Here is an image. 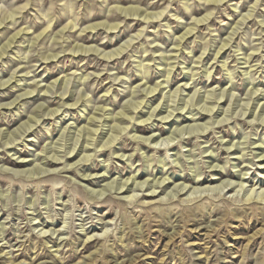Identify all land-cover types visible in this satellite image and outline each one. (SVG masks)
I'll use <instances>...</instances> for the list:
<instances>
[{
  "label": "rangeland",
  "instance_id": "374dc122",
  "mask_svg": "<svg viewBox=\"0 0 264 264\" xmlns=\"http://www.w3.org/2000/svg\"><path fill=\"white\" fill-rule=\"evenodd\" d=\"M0 23V142L37 120L0 147V264H264V204L241 200L252 182L235 195L171 192L213 164L233 186L247 168V181L264 176L251 165L264 147V0H0ZM112 125L125 129L86 162L51 164L55 151L75 155L85 129L101 140ZM133 178L164 179L161 203L97 195Z\"/></svg>",
  "mask_w": 264,
  "mask_h": 264
},
{
  "label": "bare ground",
  "instance_id": "6f19581e",
  "mask_svg": "<svg viewBox=\"0 0 264 264\" xmlns=\"http://www.w3.org/2000/svg\"><path fill=\"white\" fill-rule=\"evenodd\" d=\"M138 10V11H137ZM124 11H125V14L124 15H129V16H137V15H139V9H136V8H128V9H124ZM122 14V13H121ZM157 15V14H156ZM206 17V16H205ZM146 19V18H145ZM203 19L204 18H202V20H194V25L195 26H197L198 24H200V23H202L203 22ZM144 20V19H143ZM3 22V21H2ZM0 25H1V23H0ZM71 26V28H73L74 26L73 25H70ZM99 26H101V24H94V25H91L90 27H88L89 28V30L90 29H95L96 27H99ZM109 27V26H108ZM114 27H116V26H110L109 27V29H114ZM191 28V27H190ZM43 33V32H42ZM191 33V29H189V30H187V31H185V33L183 34V35H181L178 39H183L186 35H189ZM17 35H19V32H17V33H15L13 36H12V38L11 39H15L16 38V36ZM8 45V44H7ZM2 48V47H1ZM121 48H118V50H115V51H117V52H114V54L116 53V54H119V53H121V50H120ZM111 55H113V54H111ZM249 58H250V56L248 57V59L247 60H249ZM246 60V61H247ZM160 84H158L157 86H155V87H152V88H149V89H147L148 91H147V93H145L144 94V96H147L148 94L150 95V94H152V93H154L155 91H156V87H158ZM1 86H3V84H0V87ZM47 88V87H46ZM29 95V94H31L30 92L28 93V92H26L25 93V95ZM202 100V99H201ZM202 102H204V101H202ZM206 103V102H205ZM133 104V103H132ZM141 104V102H139V103H137V105L139 106ZM134 106H136V103H135V105ZM137 106V107H138ZM203 107V106H202ZM205 107V106H204ZM157 108V107H156ZM152 109V111L151 112H149V113H147L148 115H147V118H145V119H143V120H141V121H139L140 122V125H146L147 124V121L148 120H150V118L151 117H153V114L155 113V111L157 110V109ZM262 109V108H261ZM132 110V107H126L125 108V111H127V113H129L130 111ZM211 110V109H210ZM263 110H264V107H263ZM129 111V112H128ZM160 111V110H159ZM204 111V110H203ZM202 111V112H203ZM253 111V110H252ZM38 112H39V110H37L36 111V115L38 114ZM262 112V111H261ZM48 113L49 114H54L55 113V110H49L48 111ZM263 114H264V111H263ZM119 116H117L114 120H117L118 122H127V120L129 119V117H127L126 116V114L125 113H120V114H118ZM39 115H37V117H38ZM251 116H252V114H251ZM261 116V115H260ZM36 117V116H35ZM35 117H29L28 118V120L27 121H25L24 123H22L21 125H20V127H18L17 128V130L16 131H14V132H12V134H7L6 133V135H3V139H4V141L2 142H0V147L1 146H6V145H8V144H11V143H13L15 140H14V137H16V135L18 136V134H22L23 132H26L27 130H29L30 128H31V125H30V121L31 122H36L37 120H36V118ZM193 117V116H192ZM201 117V116H200ZM164 118V117H163ZM166 118V117H165ZM253 118H254V120H256L255 118V115L253 116ZM258 120H261V122H260V124L259 125H261L262 124V126H263V123H264V115H262V117H257V121ZM95 118H91V119H89L88 120V123H90V124H94L95 122ZM193 121V120H192ZM220 121V120H219ZM226 121V120H225ZM253 121V120H252ZM251 120L249 121L250 123L252 122ZM138 122V123H139ZM194 122H195V120H194ZM214 122V121H213ZM254 122V121H253ZM256 122V121H255ZM130 123V122H129ZM220 123V122H219ZM208 124H211L209 121L208 122H206V123H204L203 125L202 124H193V125H190V126H187L186 125V128H189L187 131L189 132V135L190 134H192V133H194V132H197L198 133V131L200 130V129H206V125H208ZM116 125V124H115ZM117 126V125H116ZM222 127V126H221ZM186 128H184V127H181V128H177V129H174L172 132H170V134H169V136H167L166 137V139L167 140H169V141H171V140H173V139H175V137H178V136H180V135H182V133L184 132V133H187V131H185L186 130ZM208 128V127H207ZM124 129H125V127H119V129L117 128L116 129V127L115 128H113V125H112V127H110L109 128V131L111 132V134H108V133H106V134H108L109 136L108 137H106L105 138V136L106 135H104V137L101 139V140H98V139H93V138H91V136L92 135H94V134H96L95 132H96V130H91V129H89V128H87V129H85L86 131H87V133H88V135L86 136L87 138H84L83 137V140L82 141H84L83 142V145H81L80 146V148H79V150H77V152L75 153V155L73 156V157H71V158H66V156H70V153L72 154L73 153V151L74 150H71V152L70 151H67V153H64V155L62 156V158H59V157H57L58 156V152H54L51 156V159H50V161H51V164L53 163V165H58V164H61V163H57L58 161H60L61 159H74L75 158V156L76 157H79V160L77 161V162H86L87 161V159H89L90 158V155L89 154H86V152H88L89 150H91V151H94V152H96L97 150H100V149H102V148H104V147H108V146H110L116 139H117V136L120 134V133H122V131H124ZM137 130H139V131H142L143 130V128H140V127H138L137 126V128H136ZM185 129V130H184ZM209 129V128H208ZM184 130V131H183ZM207 130V129H206ZM85 131V132H86ZM200 132H201V130H200ZM112 133H114V134H116V135H112ZM183 133V134H184ZM196 133V134H197ZM203 133H204V131H203ZM201 134H202V132H201ZM198 135V134H197ZM196 136V135H195ZM194 136V137H195ZM1 138V139H2ZM98 138V137H97ZM100 138V137H99ZM131 138H132V140L133 141H135V142H138V143H140V142H142V143H144L145 142V145L147 144V142H148V140L150 139V138H145V139H139V137L137 138V137H135L134 135L133 136H131ZM154 139V138H153ZM158 139V138H157ZM151 140V139H150ZM157 141H159V140H157ZM189 141V140H188ZM150 142V141H149ZM153 143V142H152ZM159 143V142H158ZM82 144V143H81ZM155 144V143H154ZM76 145V144H75ZM74 145V146H75ZM255 145V144H254ZM89 146H93V147H89ZM154 147V146H153ZM174 147V146H173ZM255 147V146H254ZM147 148H150L149 147V145L147 144ZM229 148V147H228ZM74 149V148H73ZM150 149H153V150H155L156 148H150ZM229 149H231V148H229ZM228 149V150H229ZM236 150V149H235ZM256 150H260V152L255 156V157H257L258 158V160H257V163H258V165L256 166L255 165V163L254 164H251V165H253V166H255V170H259V171H261V172H264V147H262L261 146V144H256ZM238 149H237V153H236V151H235V153H233L232 155L233 156H236L237 154H238ZM227 152V151H226ZM240 152V151H239ZM256 158V159H257ZM233 159H236V160H239V159H241V156H236V157H234ZM76 162V163H77ZM10 163V162H9ZM19 164V163H18ZM66 166H68V165H66ZM66 166H65V168H66ZM72 166V165H71ZM70 166V167H71ZM164 165H163V163H162V167H163ZM208 168H210L211 170H210V173H212V175L211 176H205V177H201L200 175H197V176H195L193 179H191V180H189V182L193 185V186H191L190 188L189 187H187L186 185H184V184H174V186L172 187V190H171V192L173 193V192H177V193H180V192H182V191H185L184 192V194H186V193H189L190 192V194H191V196H192V194H196L197 192L199 193H201V192H211L212 194H214V195H216V194H218V196H219V193L221 192V191H223V189H226V188H228L229 187V189H227L228 191L227 192H234V195H235V193H239L240 191H244L243 190V187H244V182H252V184H251V188L249 189V190H247L246 192H245V194L244 195H242L243 196V199H241V200H243L245 203H255V204H264V176H259V180L257 181V182H255V183H253L254 181H251V180H249V181H247V179L246 178H244L245 177V175L247 174L246 172L250 169V168H247V169H245V171H240V172H242L243 174H242V176H241V181H240V183H238L237 185H235V186H233V183H231V182H229V181H225V180H221L222 179V177H224V176H230V175H232V174H229V172L228 171H226L225 169H223V170H221V168L220 169H218V167L217 166H214V164L213 165H211V167H208ZM32 169H36V168H33L32 167ZM86 169V168H85ZM244 170V169H243ZM17 171V170H16ZM37 171V170H36ZM24 173V175H28V176H33L34 174H33V171L31 170V168L30 169H27V171H26V169H24V170H20L19 172H16V174H23ZM15 174V173H14ZM239 175V174H238ZM239 176V177H240ZM129 179V178H128ZM128 179H125L124 180V182H122V181H120L119 182V184L117 183H115L114 184V182L112 181V182H107L105 185H103V187L100 189V190H98L97 191V195H99V196H101V195H103V194H105L106 192H109L110 190H112V189H115V191H116V193L117 194H128L127 196H126V199L127 198H129V202H131L130 200L132 199V201L134 202V200L133 199H135L136 198V195L133 193L132 194V192H134V191H138V192H145V196L146 197H149V198H151V199H155V198H159L160 197V194H161V191L160 192H156V190L155 189H157V188H160V186L161 185H163L164 184V182H165V180L164 179H162V180H160V179H155V178H153L152 180H150V181H148V179H146L145 181H143V182H136L135 181V179L133 178V181L131 182V184H128V181L130 180V179H132V178H130L129 180ZM88 181V180H87ZM165 185V184H164ZM172 185V184H171ZM257 185H259V188H258V191L256 192V190H255V187L257 186ZM130 186V187H129ZM186 187L188 188V189H186ZM246 187V186H245ZM161 189V188H160ZM163 190V189H162ZM170 192V193H171ZM95 193V192H94ZM130 193L132 194V195H130ZM166 193V192H165ZM163 194V193H162ZM166 194H168V193H166ZM182 194V193H181ZM184 194H182V195H184ZM96 195V194H95ZM174 196H175V194H173ZM238 195V194H237ZM187 196H189V201H191L190 200V195H187ZM211 196V195H210ZM231 196V195H230ZM233 196V195H232ZM162 197V196H161ZM161 197H160V199H161ZM171 197H173L172 196V194H171ZM198 197V196H197ZM196 197V198H197ZM200 197V196H199ZM235 197V196H234ZM193 198V197H192ZM160 199H158L157 201H158V203H161V200H163V198L160 200ZM188 199V198H187ZM194 199H195V196H194ZM42 230V229H41ZM105 232V231H104ZM44 235L46 234V232H44L43 233ZM255 234H257V233H255ZM42 235V234H41ZM86 235V234H85ZM88 235V234H87ZM92 235L91 236H86V238H85V242H87V241H90V239H92ZM171 238H173L174 236L173 235H171L170 236ZM255 238V237H254ZM94 240H99V238H98V236L96 237L95 236V238H94Z\"/></svg>",
  "mask_w": 264,
  "mask_h": 264
}]
</instances>
